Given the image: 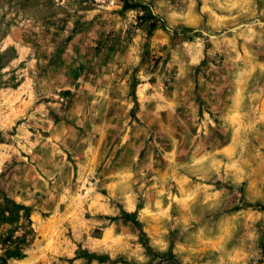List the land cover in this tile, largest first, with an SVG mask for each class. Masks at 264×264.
<instances>
[{"label":"rangeland","instance_id":"obj_1","mask_svg":"<svg viewBox=\"0 0 264 264\" xmlns=\"http://www.w3.org/2000/svg\"><path fill=\"white\" fill-rule=\"evenodd\" d=\"M4 196L5 264H264V0H0Z\"/></svg>","mask_w":264,"mask_h":264},{"label":"trees","instance_id":"obj_2","mask_svg":"<svg viewBox=\"0 0 264 264\" xmlns=\"http://www.w3.org/2000/svg\"><path fill=\"white\" fill-rule=\"evenodd\" d=\"M160 25L163 27L162 23ZM179 32L184 33L185 30ZM171 33L175 36L178 31ZM133 222L138 226L137 221ZM27 224H30L29 208L4 196L0 202V228L4 225H8L9 228L0 236V245L3 249L0 264H5L9 259H21L25 256L24 248L28 245V236L31 234L30 225Z\"/></svg>","mask_w":264,"mask_h":264},{"label":"built area","instance_id":"obj_3","mask_svg":"<svg viewBox=\"0 0 264 264\" xmlns=\"http://www.w3.org/2000/svg\"><path fill=\"white\" fill-rule=\"evenodd\" d=\"M60 1L64 2L65 0H60ZM74 1H80L83 5H87V6L92 5L100 8H110L116 5V0H74Z\"/></svg>","mask_w":264,"mask_h":264},{"label":"water","instance_id":"obj_4","mask_svg":"<svg viewBox=\"0 0 264 264\" xmlns=\"http://www.w3.org/2000/svg\"><path fill=\"white\" fill-rule=\"evenodd\" d=\"M141 4H142V5H145V6H147V7H150L148 4H146V3H144V2H142Z\"/></svg>","mask_w":264,"mask_h":264}]
</instances>
